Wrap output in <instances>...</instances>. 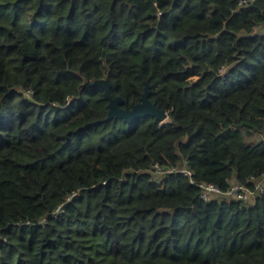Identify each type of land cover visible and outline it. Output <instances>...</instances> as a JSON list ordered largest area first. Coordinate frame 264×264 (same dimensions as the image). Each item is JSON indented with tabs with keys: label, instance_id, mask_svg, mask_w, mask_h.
<instances>
[{
	"label": "trees",
	"instance_id": "trees-1",
	"mask_svg": "<svg viewBox=\"0 0 264 264\" xmlns=\"http://www.w3.org/2000/svg\"><path fill=\"white\" fill-rule=\"evenodd\" d=\"M155 164L264 176V0H0V264H264V192Z\"/></svg>",
	"mask_w": 264,
	"mask_h": 264
},
{
	"label": "built area",
	"instance_id": "built-area-1",
	"mask_svg": "<svg viewBox=\"0 0 264 264\" xmlns=\"http://www.w3.org/2000/svg\"><path fill=\"white\" fill-rule=\"evenodd\" d=\"M240 4H247L253 0H239ZM160 14V13H159ZM158 182L167 174L182 173L189 177L192 184L199 189V198L205 202L212 201L218 197L228 198L231 200L250 202L257 195L264 192V176L255 178L251 177L247 183L232 182L227 189H221L213 183L196 182L193 173L187 167L169 166L162 167L155 164L152 169Z\"/></svg>",
	"mask_w": 264,
	"mask_h": 264
},
{
	"label": "water",
	"instance_id": "water-1",
	"mask_svg": "<svg viewBox=\"0 0 264 264\" xmlns=\"http://www.w3.org/2000/svg\"><path fill=\"white\" fill-rule=\"evenodd\" d=\"M93 85L102 87L105 90L106 96L109 100V110L106 120H110L115 117L122 118L128 123H133L134 121L146 115L154 116L157 119H164L167 115L163 109H160L149 99L150 91L148 85L145 87V91L142 94L141 100L132 104L131 107L120 106V104L124 102L123 98L120 96L113 97L110 94L111 84L106 79H99Z\"/></svg>",
	"mask_w": 264,
	"mask_h": 264
},
{
	"label": "rangeland",
	"instance_id": "rangeland-1",
	"mask_svg": "<svg viewBox=\"0 0 264 264\" xmlns=\"http://www.w3.org/2000/svg\"><path fill=\"white\" fill-rule=\"evenodd\" d=\"M251 202V201H250Z\"/></svg>",
	"mask_w": 264,
	"mask_h": 264
}]
</instances>
